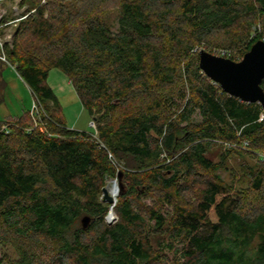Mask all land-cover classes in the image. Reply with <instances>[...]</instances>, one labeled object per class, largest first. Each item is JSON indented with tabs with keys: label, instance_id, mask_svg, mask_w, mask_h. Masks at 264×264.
<instances>
[{
	"label": "trees",
	"instance_id": "trees-1",
	"mask_svg": "<svg viewBox=\"0 0 264 264\" xmlns=\"http://www.w3.org/2000/svg\"><path fill=\"white\" fill-rule=\"evenodd\" d=\"M41 1L20 0L3 43L48 117L0 119V264H264L263 110L213 83L197 50L239 61L264 0ZM52 68L94 132L66 126ZM5 85L0 70V103Z\"/></svg>",
	"mask_w": 264,
	"mask_h": 264
},
{
	"label": "rangeland",
	"instance_id": "rangeland-1",
	"mask_svg": "<svg viewBox=\"0 0 264 264\" xmlns=\"http://www.w3.org/2000/svg\"><path fill=\"white\" fill-rule=\"evenodd\" d=\"M19 2L20 0H0V20L14 18V22H10L11 20L4 21V23H9L7 25H2L0 28V33L2 34L4 40H9L12 38L16 22L20 20L18 18H20L24 10V6L22 7ZM111 22H113V20ZM262 29H264V26L261 23H253L252 27L250 28V34L259 32ZM199 49L204 48H197V50ZM0 70L1 75L6 83L4 90V101L0 103V119L7 115H17L22 111L29 110L33 98L27 85L9 64L3 62ZM64 96L66 97L64 98ZM64 96H61L60 106L63 120L69 124V126H66L80 131H95V128L90 124L91 119L86 109H84V111H81L82 105L75 91L67 92L64 94ZM238 162L239 159L237 157H230L228 159V166L236 167ZM228 171L229 170L220 171L221 176L226 181L230 180ZM111 180L114 179L107 180L106 185H108ZM114 216V218L109 219L108 215H106L105 221L107 223H113L116 220L115 213Z\"/></svg>",
	"mask_w": 264,
	"mask_h": 264
},
{
	"label": "water",
	"instance_id": "water-1",
	"mask_svg": "<svg viewBox=\"0 0 264 264\" xmlns=\"http://www.w3.org/2000/svg\"><path fill=\"white\" fill-rule=\"evenodd\" d=\"M198 63L202 72L217 83L225 93L245 102H258L264 110V91L260 86L264 78V41L252 43L239 61L214 55L204 49L198 51ZM102 200L112 203L113 198L102 188ZM90 218L83 216L81 224L86 227Z\"/></svg>",
	"mask_w": 264,
	"mask_h": 264
},
{
	"label": "built area",
	"instance_id": "built-area-1",
	"mask_svg": "<svg viewBox=\"0 0 264 264\" xmlns=\"http://www.w3.org/2000/svg\"><path fill=\"white\" fill-rule=\"evenodd\" d=\"M44 1L45 0H42L41 2H44ZM23 17H25V15H21L20 18H18V19H21ZM0 18H1V16H0ZM10 22H14V20H11ZM8 23L9 22H6V23L3 22L2 23V19H1L0 20V28H1L2 25H7ZM259 32H261L260 39L264 41V29H262ZM10 41H11V39L4 40V38L2 37V34L0 33V61L9 64L13 68V66L8 62V60H7L6 56H5V53L3 51V43L4 42L10 43ZM212 54L217 55V56H221V57H227L230 54V50L228 51L227 49L218 48V49L214 50L212 52ZM212 82L215 83L214 81H212ZM31 94H32V98L33 99H32V104H31L30 109L28 110V112H29V114H30V116H31V118L33 120V123H34L33 126H36L37 125V121H38V119L40 118L41 115H43L44 117L45 116L48 117V116H47V113L45 112V110L43 109V107H42L40 101L38 100V98L32 92H31ZM262 118H264V111H262L260 113V119H262ZM90 124L94 127L93 119H91ZM2 129H5L7 131V127L5 125L2 126ZM49 134L50 133H48V135ZM246 144H247V141L244 140L240 144L239 143L238 144H236V143H228V146H231V147H239L238 145H240L241 147H244ZM260 159L263 160L264 159V155L261 154L260 155Z\"/></svg>",
	"mask_w": 264,
	"mask_h": 264
},
{
	"label": "crops",
	"instance_id": "crops-1",
	"mask_svg": "<svg viewBox=\"0 0 264 264\" xmlns=\"http://www.w3.org/2000/svg\"><path fill=\"white\" fill-rule=\"evenodd\" d=\"M47 83L57 97L59 103L61 102V96H64L65 93L74 91L71 83L69 82L67 76L60 71L59 69L52 68L48 72ZM67 96V95H66ZM64 96V98L66 97ZM82 107V106H81ZM81 111H84V108H81ZM82 114V112H81ZM67 126L69 124L65 122Z\"/></svg>",
	"mask_w": 264,
	"mask_h": 264
},
{
	"label": "bare ground",
	"instance_id": "bare-ground-1",
	"mask_svg": "<svg viewBox=\"0 0 264 264\" xmlns=\"http://www.w3.org/2000/svg\"><path fill=\"white\" fill-rule=\"evenodd\" d=\"M107 191H108L109 195L113 198V202L109 203L110 210H109V213L107 214L109 219H112V218L115 217L114 216L113 207L115 205L116 197H117V194H118V191H119V185H118V183H117V181L115 179L111 180L110 183L107 185Z\"/></svg>",
	"mask_w": 264,
	"mask_h": 264
}]
</instances>
